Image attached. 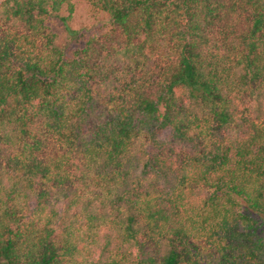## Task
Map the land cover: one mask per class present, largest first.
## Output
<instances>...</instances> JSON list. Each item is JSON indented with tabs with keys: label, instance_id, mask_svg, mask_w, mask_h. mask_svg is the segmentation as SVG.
<instances>
[{
	"label": "trees",
	"instance_id": "trees-1",
	"mask_svg": "<svg viewBox=\"0 0 264 264\" xmlns=\"http://www.w3.org/2000/svg\"><path fill=\"white\" fill-rule=\"evenodd\" d=\"M87 1L0 2V264H264V0Z\"/></svg>",
	"mask_w": 264,
	"mask_h": 264
},
{
	"label": "rangeland",
	"instance_id": "rangeland-1",
	"mask_svg": "<svg viewBox=\"0 0 264 264\" xmlns=\"http://www.w3.org/2000/svg\"><path fill=\"white\" fill-rule=\"evenodd\" d=\"M2 0H0L1 2ZM75 10L70 18L69 24L74 29L79 30L88 36L95 32L99 33L101 31H106L108 28V17L103 12H98L91 8L90 3L87 0H74ZM62 15L68 16L69 12L64 7L62 9ZM51 31L57 34V43L64 47L70 46L72 43L67 37V32L65 31V25L60 18H53L50 20ZM220 28L218 27L217 30ZM84 41V40H83ZM84 42H82V45Z\"/></svg>",
	"mask_w": 264,
	"mask_h": 264
}]
</instances>
